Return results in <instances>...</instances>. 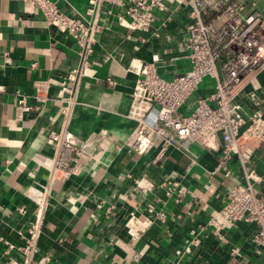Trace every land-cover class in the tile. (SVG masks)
Wrapping results in <instances>:
<instances>
[{
  "label": "crops",
  "instance_id": "obj_1",
  "mask_svg": "<svg viewBox=\"0 0 264 264\" xmlns=\"http://www.w3.org/2000/svg\"><path fill=\"white\" fill-rule=\"evenodd\" d=\"M59 1L73 15L84 14L91 2ZM249 4L263 8L261 0ZM102 22L78 102L65 113L70 95L62 84L79 64L75 40L47 24L35 0H0L1 264L8 259L3 257L5 241L25 244L21 232L36 217L27 189L50 181L59 153L51 131L71 132L83 153L79 171L52 184L33 264H264V251L257 252L252 241L255 224H233L219 216L220 234L209 224L225 204L228 188L246 182L238 158L229 160L231 174L226 175L216 170L221 150L197 143L172 146L162 156L158 144L143 154L118 146L136 126L128 112L141 64L155 60L166 78L190 70V20L183 5L169 1L157 21V26L163 24L160 36L154 30L128 31L108 14ZM109 76L114 84L108 83ZM40 81L50 82V99L37 108L35 84ZM210 90L203 83L197 95ZM21 96L34 105L31 111L18 112ZM243 153L263 176L259 190L264 196V140H248ZM166 179L185 185L188 193L177 200L176 187L173 191L162 185ZM131 216L150 222L139 238L127 231ZM236 247L239 254L233 252ZM46 255L49 260H44Z\"/></svg>",
  "mask_w": 264,
  "mask_h": 264
},
{
  "label": "built area",
  "instance_id": "obj_2",
  "mask_svg": "<svg viewBox=\"0 0 264 264\" xmlns=\"http://www.w3.org/2000/svg\"><path fill=\"white\" fill-rule=\"evenodd\" d=\"M35 1L47 24L72 37L78 47L79 64L67 72L62 84V90L70 95L68 104L63 106L67 113L78 102L77 92L92 65L103 15L115 16L128 31L154 30L160 36L163 24L157 26V21L171 0H91L85 13L76 15L66 12L59 0ZM178 1L190 20L186 35L190 70L166 78L155 60L141 64L128 112L136 126L129 140L118 146L143 154L158 144L162 156L172 146L183 147L186 141L197 143L206 150H221L216 170L222 169L226 175L231 174L229 160L238 158L246 182L234 183L228 188L225 204L209 224L219 234L222 229L219 216L233 224H255L252 241L261 253L264 251V196L259 186L263 176L244 156L243 146L252 138L264 140V0H261L263 8L250 6L249 0ZM107 81L115 83L110 76ZM203 83L211 90L206 95H197ZM35 85L38 108L49 101L51 84L40 81ZM191 99L193 104L188 105ZM33 108L25 96L19 97L18 112L26 113ZM50 137L59 146L58 157L50 169V181L42 188L27 189L26 195L36 204V217L21 232L25 244L5 241L3 257L8 258L5 264H33L39 253L52 184L79 171L83 150L75 136L69 131H51ZM162 185L173 191L176 187L177 200L188 193L185 185L171 179L164 180ZM112 208L108 207V211ZM19 210L27 212L25 206ZM149 224L131 216L126 227L132 237L139 238ZM192 233L193 240L199 242L196 231ZM233 252L239 254L240 249L233 248ZM14 253L18 257L12 256ZM2 260L0 257V264ZM44 260H49V255Z\"/></svg>",
  "mask_w": 264,
  "mask_h": 264
}]
</instances>
